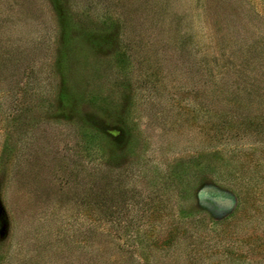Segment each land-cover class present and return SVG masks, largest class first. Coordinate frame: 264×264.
I'll use <instances>...</instances> for the list:
<instances>
[{
	"label": "rangeland",
	"instance_id": "374dc122",
	"mask_svg": "<svg viewBox=\"0 0 264 264\" xmlns=\"http://www.w3.org/2000/svg\"><path fill=\"white\" fill-rule=\"evenodd\" d=\"M138 259L264 264V0H0V264Z\"/></svg>",
	"mask_w": 264,
	"mask_h": 264
},
{
	"label": "trees",
	"instance_id": "16d2710c",
	"mask_svg": "<svg viewBox=\"0 0 264 264\" xmlns=\"http://www.w3.org/2000/svg\"><path fill=\"white\" fill-rule=\"evenodd\" d=\"M215 7H216L215 9L222 10V9H224L225 6L223 5V1H222L221 3L220 2L219 3L217 2L216 5H215ZM150 209H153V211H152L153 214L158 213V212H161L160 207L157 208V207L154 206L153 208L151 207ZM185 219H187V217L183 216L182 217L183 222H184ZM222 223L223 222H221V221L211 220V223L210 224L211 225L214 224L215 226H220ZM173 224H174V228H176V230H174L175 231V234L172 235V236H170V237H168V239H167L168 241H166V243L167 242H169V243H167V245H166L163 242H161L159 244L158 238L156 236H157V233H167L168 234V230H171L169 228H172V226L169 227V225H164V224L161 223L160 224V227H156L154 225V223H151L150 224V227H151V232L152 233H150V237L149 236H146L147 238H145V240H149V241H146V242H148L147 247L148 248L149 247L157 248V250L163 249V248H166V247H178V245H180L182 243V241H181L182 235H184V233L187 230H185V231L182 232L181 229H180V227L178 226V223L176 225V222H173ZM166 226H167L168 229H166ZM154 227H155V229H154ZM169 232H171V231H169ZM86 243H88V241H86ZM87 253H88L87 256L85 255V260H87V261H89L88 259H91V260L94 259L95 256H96V252L94 250L90 251L88 249ZM134 264H142V262L140 261V259H138V260H136L134 262Z\"/></svg>",
	"mask_w": 264,
	"mask_h": 264
}]
</instances>
